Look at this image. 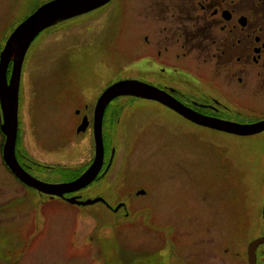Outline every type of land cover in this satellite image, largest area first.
Listing matches in <instances>:
<instances>
[{"label":"rangeland","instance_id":"1","mask_svg":"<svg viewBox=\"0 0 264 264\" xmlns=\"http://www.w3.org/2000/svg\"><path fill=\"white\" fill-rule=\"evenodd\" d=\"M47 1L0 0V48L20 20ZM67 26L68 21H61L54 29L51 27L50 35L39 34L32 42L26 52L19 88L18 116L26 140L22 149L46 166L36 167V175L52 183L71 180L90 157L89 133H75L73 118L67 120L68 113L62 116L56 109L65 106L64 109L73 110L77 92L98 87L111 77L116 79L121 66L114 43L93 59L70 51L69 39L58 43L57 36H70ZM134 105L137 108L132 112L125 107L126 113L121 114L122 122L129 125L130 135L121 128L122 123L116 127L118 156L106 181L102 186L96 182L80 191L82 199H90L100 195L102 187L112 185L117 176L121 177L122 189L116 196L128 204L131 201L127 217L107 210L100 203L73 205L58 196L50 199L29 187L28 193H24L21 183L6 169L0 148V264H213L211 260L202 262L200 254H189L187 241L199 238V207L207 214L216 206L221 214L224 196L221 194L227 193L230 184L237 222L260 220L264 133L234 136L200 130L167 110L157 112L152 102L140 100ZM46 108L51 111V122L41 132L51 133L53 139L39 141L42 123L38 122V116H43ZM160 123L164 129L159 128ZM160 132L162 140L164 134L175 133L180 156L157 148L162 143L156 139ZM59 135L63 138H58ZM131 136L136 137L134 148L129 145ZM207 139L216 145L212 148L211 143H198ZM171 160L180 164L171 166ZM150 166L156 172L167 167L169 172L168 178L152 185L151 196L147 186ZM137 188L148 190L146 195L150 197L136 198L132 194L130 198L128 192ZM106 191L112 197L117 192ZM151 199L157 209L150 221ZM152 220L157 222L158 229L151 228ZM171 225L172 228H167ZM244 233L250 234L251 230ZM197 247L194 244L193 250Z\"/></svg>","mask_w":264,"mask_h":264},{"label":"flooded vegetation","instance_id":"2","mask_svg":"<svg viewBox=\"0 0 264 264\" xmlns=\"http://www.w3.org/2000/svg\"><path fill=\"white\" fill-rule=\"evenodd\" d=\"M93 3H97V0L89 1L90 5ZM34 11L27 13L22 20ZM86 16L89 19H84ZM61 21L69 22L66 32L70 36L66 37V34L57 36L58 43L61 39L63 41L69 39L70 51L75 50V54L89 59L95 58L100 52L108 51L110 43H114L121 62L116 79L111 77L100 83L98 87L77 92L73 99V102L75 101L73 110L64 109L65 106L56 109V112L62 116L67 112L69 116L67 120L73 118L72 130L75 133L88 132L90 135V157L84 168L71 180L89 168L95 157L94 125L97 116V102L109 85L119 80L136 79L155 86L165 95L164 97L173 98L199 116L241 124L264 120V0H108L82 14L59 19L43 29L37 36L39 34L50 35L48 32L51 31V27L54 29ZM89 35L92 38H89ZM37 36L31 41L30 46ZM81 48L84 50L81 51ZM25 60L26 53L21 66L20 78ZM12 63L11 59L7 65V78L11 73ZM21 81L22 78L20 83ZM140 100L141 102H152L157 112L167 110L173 117H182L200 130L243 136L197 124L183 117L172 107L165 105L161 100L121 94L105 105L101 115L103 161L100 171L88 186L77 192L67 193L64 198H60L62 201L67 203L65 198L73 195L80 196L81 190L87 189L96 182L102 186L106 181L118 156L119 143H117L118 132L116 131L118 124L122 123L121 128L126 131V135H130L129 125L122 122L121 114L126 113L125 107L131 109L132 112L137 108L134 102ZM19 104L20 101L18 109ZM44 111L43 116L41 114L38 116V122L42 123L41 126L37 123L41 127L39 132L43 131V126H46L48 121L51 122V111L47 108ZM2 120L3 113L0 105V122ZM21 122L18 116L16 159L31 176L42 180L36 175V167L42 169L46 166L30 158L25 149H22L26 140L22 133L24 125ZM82 123L86 124L85 130L76 132ZM159 128L164 129L161 123ZM259 133H264V130ZM1 136L3 144L5 137ZM161 136V132L156 134V139L159 140ZM59 137L63 138L62 135ZM52 139L51 133L50 135L43 132L39 134V141H51ZM135 139L136 137L132 138V136L129 139V145L133 148ZM198 143H211L212 148L216 145L208 139ZM157 148H165L162 151L177 156L181 154L175 133L164 134L162 143ZM176 163L180 164L179 161H170L171 166ZM147 176H149L147 186L151 196L153 194L152 185L160 179L168 178L169 172L167 167H162L161 171L156 172L154 167L150 166L147 169ZM117 177L112 185L102 187V193L95 197L103 198L97 203L103 204L107 210L125 214L124 216L127 217L131 201L128 204V201L117 198L116 195H119L117 193L122 189L120 187L121 177ZM19 183L24 193H28L26 191L28 186L21 181ZM30 189L38 192L33 187ZM113 189L117 192L114 193V200L111 201L113 197L106 190ZM139 190H144L145 193L137 194ZM132 194L136 198L147 196L148 190L137 188L132 193L128 192L130 198ZM221 195H224L221 196V214L216 206H213L214 208H211L210 213L207 214L202 206L199 207V214H201L200 222H198L199 238L195 240L191 238L187 241L190 247L189 254H200L201 261H206V263L211 260L213 264H250L247 252L249 244L253 239L264 237V205L262 204L261 207L260 220L237 222L235 195L231 184L227 193L223 192ZM47 196L50 199L55 198ZM133 201L135 202L134 199ZM212 205L211 202L210 206ZM117 206L118 209H115ZM155 209H157V204L152 199L149 200L150 221L155 216ZM151 225V228L158 229L156 221H153ZM172 227L173 225L167 228ZM247 230H251V233L242 234ZM240 237H242L241 247ZM194 244H197L199 249L193 250ZM193 252L195 253L192 254ZM255 262L264 264V242L259 243L255 248Z\"/></svg>","mask_w":264,"mask_h":264},{"label":"water","instance_id":"3","mask_svg":"<svg viewBox=\"0 0 264 264\" xmlns=\"http://www.w3.org/2000/svg\"><path fill=\"white\" fill-rule=\"evenodd\" d=\"M89 1L94 0H50L42 4L36 11L17 25L11 32L10 36L5 42L3 50L0 52V105L1 112L3 113V120L1 122V132L5 136V141L2 146V159L5 165L16 176L19 181L24 182L29 187L35 188L38 192L46 193L51 197L59 196L65 197L67 193L77 192L79 189L84 188L92 182L101 168L103 161V143L101 132V115L104 111L105 105L116 96L121 94L133 95L137 97H146L152 100H161L165 105L172 107L175 111L179 112L183 117L202 124L208 127H215L222 131H227L233 134L248 135L259 133L264 130V120L255 123H233L230 121H222L216 118H209L199 116L191 109H188L173 98L164 97L165 95L155 86L140 82L136 79L119 80L112 83L100 95L96 106V117L94 125V139L96 144L95 157L89 168L78 175L73 180L66 182L50 183L47 181L39 180L31 176L15 156V142L17 134V118H18V94L20 74L22 70V63L25 58V53L31 44V41L43 29L49 25L59 21V19H67L70 16L82 14L83 12L92 9L96 5H101L108 0H97V3L89 4ZM12 59V70L7 78L8 63ZM86 124L82 123L76 131H84ZM144 190L137 191V194H144ZM66 201L72 204L90 205L102 201V197H94L90 199H80L78 196H69L65 198ZM264 205V202H263ZM118 209V206L115 207ZM264 242V237L253 239L248 246L249 263L257 264L255 262V248L259 243Z\"/></svg>","mask_w":264,"mask_h":264}]
</instances>
